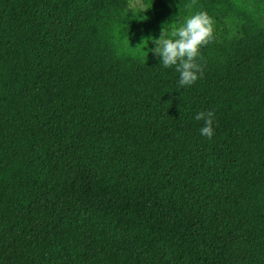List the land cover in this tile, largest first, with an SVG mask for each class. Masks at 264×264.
Returning a JSON list of instances; mask_svg holds the SVG:
<instances>
[{
	"label": "trees",
	"instance_id": "16d2710c",
	"mask_svg": "<svg viewBox=\"0 0 264 264\" xmlns=\"http://www.w3.org/2000/svg\"><path fill=\"white\" fill-rule=\"evenodd\" d=\"M134 1L0 0V264H264V0ZM199 11L181 88L139 43Z\"/></svg>",
	"mask_w": 264,
	"mask_h": 264
},
{
	"label": "clouds",
	"instance_id": "9594fccd",
	"mask_svg": "<svg viewBox=\"0 0 264 264\" xmlns=\"http://www.w3.org/2000/svg\"><path fill=\"white\" fill-rule=\"evenodd\" d=\"M212 34V19L206 12L199 11L184 16L178 24L172 22L167 29L162 26L158 38L152 36L142 38L139 46L145 57L151 53L158 58L159 66L164 69L174 67L178 73L177 84L183 88L191 86L202 75L201 64L197 62L199 49L212 39ZM148 44H152L153 47L149 49ZM194 119L203 121L199 134L211 139L213 112H197Z\"/></svg>",
	"mask_w": 264,
	"mask_h": 264
},
{
	"label": "rangeland",
	"instance_id": "374dc122",
	"mask_svg": "<svg viewBox=\"0 0 264 264\" xmlns=\"http://www.w3.org/2000/svg\"><path fill=\"white\" fill-rule=\"evenodd\" d=\"M133 5L140 6L141 5V0H135Z\"/></svg>",
	"mask_w": 264,
	"mask_h": 264
}]
</instances>
